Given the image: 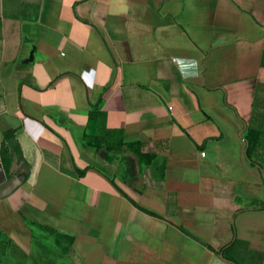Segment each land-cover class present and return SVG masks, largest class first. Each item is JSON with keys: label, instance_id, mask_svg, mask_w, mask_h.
Listing matches in <instances>:
<instances>
[{"label": "crops", "instance_id": "crops-1", "mask_svg": "<svg viewBox=\"0 0 264 264\" xmlns=\"http://www.w3.org/2000/svg\"><path fill=\"white\" fill-rule=\"evenodd\" d=\"M6 132L0 264H46L24 219L72 239L51 264H264V0H0Z\"/></svg>", "mask_w": 264, "mask_h": 264}, {"label": "trees", "instance_id": "trees-1", "mask_svg": "<svg viewBox=\"0 0 264 264\" xmlns=\"http://www.w3.org/2000/svg\"><path fill=\"white\" fill-rule=\"evenodd\" d=\"M103 118L104 114L101 112L99 104L92 106L89 112V123H96L99 126L103 122ZM250 134H253L250 130L244 133V138L248 143V148L246 150V157L248 160H250V152L254 147V143L250 139ZM120 135V132L117 131L107 132L104 135H84L83 141L86 145L96 150H103L106 153L119 151L124 147L137 159L140 165L148 166L154 161L155 157L153 155L143 154L141 152V147L138 143H123ZM13 154H18L19 158H21L13 132H6L3 136V142L0 148V155L3 157L2 161L5 167L10 163ZM24 223L30 230L33 239L50 243L59 249L62 256L67 255L72 244L71 238L62 236L48 227L34 224L26 219H24ZM234 243L235 241L231 243L230 247H232ZM225 250L226 249H224L223 252Z\"/></svg>", "mask_w": 264, "mask_h": 264}, {"label": "rangeland", "instance_id": "rangeland-1", "mask_svg": "<svg viewBox=\"0 0 264 264\" xmlns=\"http://www.w3.org/2000/svg\"><path fill=\"white\" fill-rule=\"evenodd\" d=\"M101 132L102 131L100 129L97 130L96 135H101ZM108 159L110 161L119 159V161L122 162L124 167H126V168L130 167L128 160L126 159V157L123 154H120V155L118 154L117 156L111 155L110 157H108ZM35 246H36V250H37L38 254L41 256L42 259H44L46 261V264H48L47 262H49L51 264V261H57L61 257L59 249L50 243L37 241L35 243Z\"/></svg>", "mask_w": 264, "mask_h": 264}, {"label": "water", "instance_id": "water-1", "mask_svg": "<svg viewBox=\"0 0 264 264\" xmlns=\"http://www.w3.org/2000/svg\"><path fill=\"white\" fill-rule=\"evenodd\" d=\"M1 167V166H0ZM24 175L23 174H16L14 175L11 179H9L6 183L3 182L1 190L6 195L11 194L24 180ZM222 258V256L220 255Z\"/></svg>", "mask_w": 264, "mask_h": 264}, {"label": "built area", "instance_id": "built-area-1", "mask_svg": "<svg viewBox=\"0 0 264 264\" xmlns=\"http://www.w3.org/2000/svg\"><path fill=\"white\" fill-rule=\"evenodd\" d=\"M200 156H201V158H204L205 154L204 153H201Z\"/></svg>", "mask_w": 264, "mask_h": 264}]
</instances>
